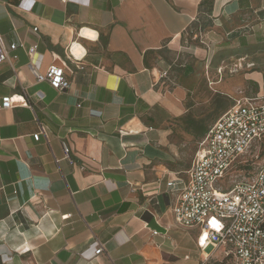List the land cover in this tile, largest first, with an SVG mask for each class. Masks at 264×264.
<instances>
[{"label": "crops", "instance_id": "1", "mask_svg": "<svg viewBox=\"0 0 264 264\" xmlns=\"http://www.w3.org/2000/svg\"><path fill=\"white\" fill-rule=\"evenodd\" d=\"M0 33L18 45L0 64V264L214 258L174 219L198 151L179 127L198 95L232 101L206 133L237 102L264 104V72L217 58L264 40V0H0ZM54 63L67 91L36 78Z\"/></svg>", "mask_w": 264, "mask_h": 264}, {"label": "built area", "instance_id": "2", "mask_svg": "<svg viewBox=\"0 0 264 264\" xmlns=\"http://www.w3.org/2000/svg\"><path fill=\"white\" fill-rule=\"evenodd\" d=\"M77 37L87 36L81 29ZM76 46L74 43L69 48L74 60L79 58L74 52L78 49ZM17 47L13 44L8 48L0 33V64L8 61L9 50L15 51ZM36 51L37 47L31 48L30 56ZM167 77L168 73L161 75V79ZM36 78L39 82H48L57 91H67L71 86L65 67L57 63L51 65L45 76L37 74ZM11 108V97L4 98L0 110ZM43 136L45 130L41 127L34 140L40 141ZM262 139L264 104L237 102L213 124L199 144L173 210L179 226L198 230L197 243L201 250L221 249L225 257H233L235 264H264V165L252 177L235 182L227 190L221 186L244 164L242 159ZM64 151L72 161L70 149L65 147ZM201 241L206 242L203 247ZM104 252L100 247L96 255ZM210 259L208 256L207 261Z\"/></svg>", "mask_w": 264, "mask_h": 264}, {"label": "rangeland", "instance_id": "3", "mask_svg": "<svg viewBox=\"0 0 264 264\" xmlns=\"http://www.w3.org/2000/svg\"><path fill=\"white\" fill-rule=\"evenodd\" d=\"M262 42H264V40L254 46L237 50L231 49L228 54L224 53L221 56L215 55L214 57L217 56L218 60H227L228 71H231L235 67L234 65L240 64L238 69H241L242 71L249 72L251 70H258L264 72V43ZM220 49L226 48L221 47ZM221 72L222 69H216L218 76ZM205 80L210 83L207 75ZM214 82L216 83V80H214ZM249 87L251 91H256V85L253 82H249ZM195 102L197 104L196 108L190 115L181 120L179 127L180 138L182 139V142H186L185 144L182 143V150H185L186 153L184 155L186 158L190 155V160L199 149V144L209 126L219 117L222 110L232 104L230 99L214 93L212 95L207 94L206 96L198 95ZM187 134L193 137L190 142L183 139ZM242 161L244 164L239 165L233 176L228 177L221 186L224 190L230 188L237 181L249 179L257 171L258 167L264 165V139L256 142L253 149L242 159ZM208 251H213V248L210 247ZM224 257V252L220 249L216 252L215 257L213 258L214 260L207 264H235L233 257L225 260Z\"/></svg>", "mask_w": 264, "mask_h": 264}, {"label": "trees", "instance_id": "4", "mask_svg": "<svg viewBox=\"0 0 264 264\" xmlns=\"http://www.w3.org/2000/svg\"><path fill=\"white\" fill-rule=\"evenodd\" d=\"M228 258H230V257H224V260L225 259H228ZM212 260H214L213 258L212 259H210L209 261H207L205 264H207V263H210Z\"/></svg>", "mask_w": 264, "mask_h": 264}, {"label": "bare ground", "instance_id": "5", "mask_svg": "<svg viewBox=\"0 0 264 264\" xmlns=\"http://www.w3.org/2000/svg\"><path fill=\"white\" fill-rule=\"evenodd\" d=\"M86 36V35H85ZM88 37V36H87ZM90 38V37H89ZM77 55V54H76ZM205 244H206V242H205Z\"/></svg>", "mask_w": 264, "mask_h": 264}]
</instances>
